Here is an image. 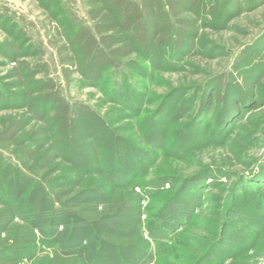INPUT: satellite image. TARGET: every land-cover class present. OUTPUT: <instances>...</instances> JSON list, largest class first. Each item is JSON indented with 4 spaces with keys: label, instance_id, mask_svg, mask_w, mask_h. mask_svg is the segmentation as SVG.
<instances>
[{
    "label": "rangeland",
    "instance_id": "1",
    "mask_svg": "<svg viewBox=\"0 0 264 264\" xmlns=\"http://www.w3.org/2000/svg\"><path fill=\"white\" fill-rule=\"evenodd\" d=\"M211 1L195 50L133 53L117 92L110 70L86 86L62 75L52 34L59 21L85 23L87 0H0V116L32 117L23 105L38 94L17 85L11 68L38 60L65 99L100 115L82 119L81 154L57 159L46 175L22 174L15 145L0 146V188L10 189L16 222L34 231L32 243L16 246L17 262L53 264L61 253L81 264H264V2L234 10ZM43 74L22 78L29 85ZM44 188L69 189V209ZM119 195L131 198L133 216L89 224L73 213ZM115 236L132 246L115 248Z\"/></svg>",
    "mask_w": 264,
    "mask_h": 264
},
{
    "label": "trees",
    "instance_id": "2",
    "mask_svg": "<svg viewBox=\"0 0 264 264\" xmlns=\"http://www.w3.org/2000/svg\"><path fill=\"white\" fill-rule=\"evenodd\" d=\"M250 1L230 0V5L234 10H240ZM255 1V4L264 2ZM86 4L85 23L67 29L59 21L54 28L52 36L62 75L70 82L76 73L80 77L79 82L86 86L95 84L105 70H110L117 92L121 89L120 79L127 76L130 61L126 58L137 51L149 59L161 58L166 50L172 56L186 53L185 50H195L198 29L206 25L210 15L215 12L211 0H87ZM1 45L3 51V42ZM6 46L12 47V44L9 42ZM4 50L10 55L8 48ZM12 59L17 61L15 55ZM11 69L12 76L18 79L17 85H26L27 94L35 92L38 95L23 105L27 112H31V118L0 116V146L6 148L15 145L22 174L27 172L29 176H35L43 172L46 175L49 172L47 167L57 159L81 154V145L85 142L80 136L82 119L88 117L96 122L100 115L88 104L65 99L61 85L46 72V64L42 60L20 62ZM42 72L44 74L39 78L30 79L29 85L26 84L27 78H22L25 75L34 77ZM216 97L217 102L224 104L225 91L217 93ZM234 98H230L231 102H234ZM3 99L2 103L6 97ZM34 101L39 106L36 109L31 106ZM32 120H37L40 125L28 129ZM88 144L96 155L97 144L91 138H88ZM95 161H99L98 155ZM109 178L116 182V177L111 173ZM93 188L99 190V186ZM9 190L3 185L0 188V264H21L17 262L16 246L32 243L34 231L32 226L16 222L20 214L10 201L12 194ZM42 193V196L50 194L56 204L66 210L69 209L66 203L73 199L69 189L50 192L44 188ZM77 209L73 213L89 224L133 216L134 211L131 198L124 195L112 198L100 210L93 203ZM108 227L116 231L111 225ZM112 238L114 241L110 242L115 248L132 246L130 240L117 236ZM53 257V264H81L77 257L67 254L59 253Z\"/></svg>",
    "mask_w": 264,
    "mask_h": 264
}]
</instances>
